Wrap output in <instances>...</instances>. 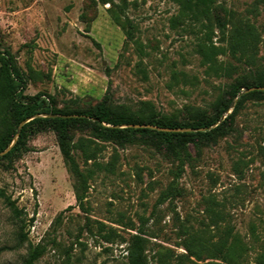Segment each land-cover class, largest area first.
Here are the masks:
<instances>
[{
	"label": "rangeland",
	"instance_id": "obj_1",
	"mask_svg": "<svg viewBox=\"0 0 264 264\" xmlns=\"http://www.w3.org/2000/svg\"><path fill=\"white\" fill-rule=\"evenodd\" d=\"M114 2L0 0V52L14 56L25 95L44 92L59 107L79 108L104 99L131 106L150 100L183 119L186 105L212 112L228 84L264 64V0H216L215 44L227 47L217 17L227 29L250 22L259 38L254 63L228 48L218 56L228 70L202 63L198 43L205 28L178 17L173 0ZM110 9L126 16L133 39L126 40ZM73 134L74 140L92 138L88 144L101 164L82 205L52 130L31 133L24 150L0 160V264H24L37 244L44 251L35 264H124L139 228L147 264L165 254L173 264H191L184 241L211 223L212 207L235 228L220 261L258 264L264 253V99L247 100L216 142L200 150L190 145L191 158L178 175V160L152 143L103 140L81 129ZM75 155L85 166L80 149ZM171 184L176 189L169 190Z\"/></svg>",
	"mask_w": 264,
	"mask_h": 264
},
{
	"label": "trees",
	"instance_id": "obj_2",
	"mask_svg": "<svg viewBox=\"0 0 264 264\" xmlns=\"http://www.w3.org/2000/svg\"><path fill=\"white\" fill-rule=\"evenodd\" d=\"M98 1L102 4L117 5L114 0ZM173 1L179 7L178 17L188 18L205 28L204 39L198 43V52L202 63L207 64L208 68L229 69L218 62V56L226 53L227 48L238 59L245 57V60L254 63L259 38L252 23H234L230 29H227V22L217 17L218 32L227 41V47H225L213 42L215 34L211 23L216 0ZM109 11L115 23L125 30L126 40L133 39L130 26L126 24V16L122 17L119 12L112 9ZM21 82V72L14 56L10 52H0V152L9 146L20 126L17 140L5 154L0 156V160L24 150L31 133L52 130L56 135L64 161L75 177V197L82 205L91 184L90 180L101 164L95 160L96 151L92 150L88 144V141H93L92 138L80 137L74 140V129L88 130L90 136L103 140L113 139L122 143L138 138L152 143L178 160L176 173L178 175L183 170V164L191 158L190 145L200 150L202 145L216 142L219 137L231 130L236 115L247 100L264 99V89L259 88L264 87V64L255 66L228 84L223 94L216 98L212 112L199 106L186 105L183 119L158 110L150 100H140L135 106L113 103L104 99L86 108L69 105L59 107L50 94L38 92L25 95ZM244 88L252 89L240 93ZM43 94L48 100L43 97ZM234 98L237 100L232 111L220 120ZM38 113L44 115L34 116ZM28 118L30 119L21 124ZM77 149L82 152L85 166H81L76 158L75 150ZM92 159L93 164H88ZM173 189H176V186L171 184L169 190ZM166 193L168 191L163 192V195ZM7 203L13 211H18L9 198ZM234 230V226L225 220L223 211L212 207L211 223L206 224L200 231L188 232V237L184 241L188 256L193 258L190 260L191 264H224L220 259L234 235ZM137 231L129 242L124 264H147L146 239L142 235V229L139 228ZM43 251L44 247L40 244L31 246L24 264H35ZM157 264L173 263L165 254L158 258ZM258 264H264V253L260 256Z\"/></svg>",
	"mask_w": 264,
	"mask_h": 264
},
{
	"label": "water",
	"instance_id": "obj_3",
	"mask_svg": "<svg viewBox=\"0 0 264 264\" xmlns=\"http://www.w3.org/2000/svg\"><path fill=\"white\" fill-rule=\"evenodd\" d=\"M252 88H254V87H252ZM252 88H244L240 93L245 92V91H248V90H250V89H252ZM259 88L264 89V87H259ZM236 100H237V98H234V100L232 101L230 107L224 112V114L221 116L220 120H222V119L225 117V115H226L231 109H233V107H234V105H235V103H236ZM38 115H41V114H35L34 116H38ZM29 119H30V118L24 120L23 122H21V124H23L25 121H27V120H29ZM217 123H218V122H217ZM217 123H216V124H217ZM216 124H215V125H216ZM164 129H167V128H164ZM179 129H184V128H179ZM19 131H20V126H18V130H17L16 135L14 136L12 142H11V143L9 144V146H7L3 151H1L0 154L6 153V152L10 149V147L13 145V143L17 140L18 135H19Z\"/></svg>",
	"mask_w": 264,
	"mask_h": 264
}]
</instances>
